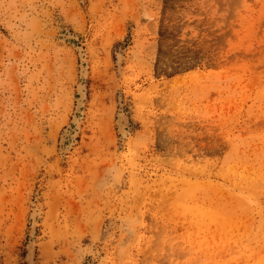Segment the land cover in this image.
I'll list each match as a JSON object with an SVG mask.
<instances>
[{"label": "rangeland", "instance_id": "1", "mask_svg": "<svg viewBox=\"0 0 264 264\" xmlns=\"http://www.w3.org/2000/svg\"><path fill=\"white\" fill-rule=\"evenodd\" d=\"M0 264H264V0H0Z\"/></svg>", "mask_w": 264, "mask_h": 264}, {"label": "bare ground", "instance_id": "2", "mask_svg": "<svg viewBox=\"0 0 264 264\" xmlns=\"http://www.w3.org/2000/svg\"><path fill=\"white\" fill-rule=\"evenodd\" d=\"M40 206V205H39Z\"/></svg>", "mask_w": 264, "mask_h": 264}]
</instances>
